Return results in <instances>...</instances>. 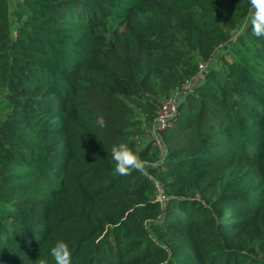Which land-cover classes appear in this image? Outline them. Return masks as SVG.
Here are the masks:
<instances>
[{"label":"trees","instance_id":"trees-1","mask_svg":"<svg viewBox=\"0 0 264 264\" xmlns=\"http://www.w3.org/2000/svg\"><path fill=\"white\" fill-rule=\"evenodd\" d=\"M248 7L0 0V264H55L57 240L71 264H264V37ZM202 62L162 147L146 141ZM119 143L141 162L124 175Z\"/></svg>","mask_w":264,"mask_h":264},{"label":"clouds","instance_id":"clouds-1","mask_svg":"<svg viewBox=\"0 0 264 264\" xmlns=\"http://www.w3.org/2000/svg\"><path fill=\"white\" fill-rule=\"evenodd\" d=\"M248 13L245 19V26H251L256 37H264V0H248ZM98 123L101 126L106 124L104 117L99 116ZM112 156L115 161L114 171L118 174H128L133 166L141 162L139 157L133 153L126 143H119L112 148ZM51 256L55 264H71V253L68 244L63 240H57L51 248ZM37 264H48V260L39 258Z\"/></svg>","mask_w":264,"mask_h":264},{"label":"built area","instance_id":"built-area-1","mask_svg":"<svg viewBox=\"0 0 264 264\" xmlns=\"http://www.w3.org/2000/svg\"><path fill=\"white\" fill-rule=\"evenodd\" d=\"M208 63L202 62L199 66L200 72L199 75L195 78L198 79L202 75H204L205 71H207ZM192 85V82H188L184 86V93H176L173 94L166 99H164L161 103V106L158 109V116L156 119V124L152 132H154L153 142L154 144L162 147V134L160 131H163L167 127L172 126L174 117L179 113V97H181L180 102L185 99L183 98L184 94L190 93L191 87L189 88L188 85ZM180 103V105H181ZM157 186V199L166 206L168 203V197L165 195V190L161 183L156 182Z\"/></svg>","mask_w":264,"mask_h":264},{"label":"rangeland","instance_id":"rangeland-1","mask_svg":"<svg viewBox=\"0 0 264 264\" xmlns=\"http://www.w3.org/2000/svg\"><path fill=\"white\" fill-rule=\"evenodd\" d=\"M220 53H223V50H221L220 52H218L217 57L219 56ZM199 78L201 79V78H203V76L201 75ZM197 81H198V79H195V80L192 81V85L191 84L188 85L189 88L191 87V91L193 90V86H194L193 84H195ZM180 99H181V97H179V99H178L179 100V102H178L179 103V106H180V103H181L180 102ZM183 101H186V100H183ZM183 101H182V103H183ZM153 136H154V132H149V135L147 136V140L146 141H150L151 138H153Z\"/></svg>","mask_w":264,"mask_h":264}]
</instances>
